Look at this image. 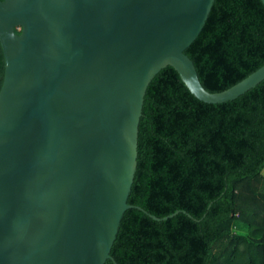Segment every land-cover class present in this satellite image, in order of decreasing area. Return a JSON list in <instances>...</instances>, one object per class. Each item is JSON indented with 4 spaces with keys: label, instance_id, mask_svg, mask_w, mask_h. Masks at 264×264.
<instances>
[{
    "label": "water",
    "instance_id": "95a60500",
    "mask_svg": "<svg viewBox=\"0 0 264 264\" xmlns=\"http://www.w3.org/2000/svg\"><path fill=\"white\" fill-rule=\"evenodd\" d=\"M213 3L0 1V264L111 259L123 214L135 207L127 200L139 120L160 70L173 68L208 104L264 80L263 65L221 92L201 85L184 51Z\"/></svg>",
    "mask_w": 264,
    "mask_h": 264
},
{
    "label": "trees",
    "instance_id": "16d2710c",
    "mask_svg": "<svg viewBox=\"0 0 264 264\" xmlns=\"http://www.w3.org/2000/svg\"><path fill=\"white\" fill-rule=\"evenodd\" d=\"M184 54L209 92L259 69L261 0H214ZM3 76L0 46V87ZM263 172L264 80L234 100L208 104L165 67L144 96L127 200L135 207L124 212L104 264H264Z\"/></svg>",
    "mask_w": 264,
    "mask_h": 264
},
{
    "label": "rangeland",
    "instance_id": "374dc122",
    "mask_svg": "<svg viewBox=\"0 0 264 264\" xmlns=\"http://www.w3.org/2000/svg\"><path fill=\"white\" fill-rule=\"evenodd\" d=\"M263 175H264V172H263Z\"/></svg>",
    "mask_w": 264,
    "mask_h": 264
}]
</instances>
